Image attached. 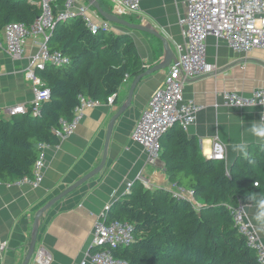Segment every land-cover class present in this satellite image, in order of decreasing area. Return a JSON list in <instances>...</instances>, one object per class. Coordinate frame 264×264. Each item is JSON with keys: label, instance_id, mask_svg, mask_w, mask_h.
Returning <instances> with one entry per match:
<instances>
[{"label": "crops", "instance_id": "obj_1", "mask_svg": "<svg viewBox=\"0 0 264 264\" xmlns=\"http://www.w3.org/2000/svg\"><path fill=\"white\" fill-rule=\"evenodd\" d=\"M74 1L71 11L76 17L78 7L84 6L86 17L94 24L104 21L83 0ZM60 2L55 0L56 13L63 9ZM97 2L103 11H114L110 0ZM185 12V0H141L134 14L120 18L152 28L167 40L177 56L176 46L183 43L179 20ZM109 24L110 29L131 35L145 70L165 61L166 54L157 39ZM41 41L40 37L26 39L25 53L20 59L12 58L3 47L0 49V119L3 121L11 118L5 113L8 108L16 105L30 108L33 103L34 93L25 71ZM206 62L213 71L183 85V100L201 107L194 122L184 130L187 137L194 140L205 159H209L212 142H220L228 169L248 156L260 158L264 136L258 135L257 130L264 129V106L231 108L224 105L223 93L248 96L264 87V50L236 53L225 42L209 37ZM167 71L145 77L135 90L129 110L113 125L103 170L41 216L35 250L46 251V264H92L89 260L91 231L105 206L121 202L137 188L172 190L161 161L158 159L155 166H150L144 149L131 141V132L141 111L161 86ZM133 79L123 82L112 104L102 103L86 110L73 133L58 139L57 145L41 144L46 148L37 186L16 181L0 183V241L7 244V249L0 252V264H21L36 212L100 164L109 121L126 102ZM243 209L264 245V228L256 220L261 205H244ZM32 259L29 264H38Z\"/></svg>", "mask_w": 264, "mask_h": 264}, {"label": "trees", "instance_id": "obj_2", "mask_svg": "<svg viewBox=\"0 0 264 264\" xmlns=\"http://www.w3.org/2000/svg\"><path fill=\"white\" fill-rule=\"evenodd\" d=\"M39 13L25 1L0 0V33L10 23L30 26ZM47 47L68 63L37 72L50 94L37 117L29 108L0 119V183L32 176L39 154L34 145L58 144L54 132L61 120H71L78 96L105 103L127 78L144 71L131 35L112 29L93 33L81 17L58 21ZM160 143L159 161L169 182L192 197L137 188L112 204L108 221L128 223L133 236L128 247L111 249L112 255L127 264H259L234 227L231 210L241 202H264V148L260 158L248 156L228 169L223 161L205 159L178 125Z\"/></svg>", "mask_w": 264, "mask_h": 264}, {"label": "built area", "instance_id": "obj_3", "mask_svg": "<svg viewBox=\"0 0 264 264\" xmlns=\"http://www.w3.org/2000/svg\"><path fill=\"white\" fill-rule=\"evenodd\" d=\"M25 1L39 9V16L30 26L22 23H10L0 33V49L3 47L14 59H20L24 53L26 39L42 41L37 43V52L31 57V63L25 71V78L32 85L34 100L30 106L33 117L40 113L41 105L48 100L49 90L37 72L46 65L61 67L68 59L60 52L50 51L47 40L58 21L75 17L71 11L74 0H64L63 9L54 14L52 6L55 0H14ZM114 5L112 12L117 17L134 14L141 0H110ZM186 12L179 20L183 43L176 46V61L171 63L164 75L163 82L157 88L141 111L131 132V141L144 149L148 164L155 166L161 153V138L175 125L186 129L194 122L196 112L201 109L192 101L183 100L182 89L185 82L203 77L213 71L206 62V40L212 37L225 42L236 53H248L256 49L264 50V0H185ZM78 15L88 29L95 33L101 29L110 30L106 22L94 24L85 15L86 8L78 7ZM114 95L107 98L105 104H112ZM224 105L231 108H250L264 106V87L252 91L248 96L237 93H223ZM78 105L69 122L60 121L54 132L58 139L71 135L83 113L102 104L98 100L78 96ZM29 111L22 105L8 108L5 113L12 117L24 115ZM46 146L39 145V154L34 162L32 176L16 181L17 184L37 186L41 180V168ZM209 160L223 161L224 147L216 140L212 142ZM169 190L174 197L191 198L192 192L172 185ZM110 206L104 207L93 224L89 255L92 264H127L125 260L112 255L111 249L125 248L133 242L132 226L125 222L108 221ZM233 225L246 241V246L254 252L259 264H264V245L257 236L253 225L247 220L243 206L231 210ZM7 244L0 241V252ZM34 260L38 264L47 263L46 251L35 250Z\"/></svg>", "mask_w": 264, "mask_h": 264}, {"label": "water", "instance_id": "obj_4", "mask_svg": "<svg viewBox=\"0 0 264 264\" xmlns=\"http://www.w3.org/2000/svg\"><path fill=\"white\" fill-rule=\"evenodd\" d=\"M83 1L86 2L87 5L92 7L94 9V11L105 22L114 24L116 26H121V27L125 28L127 31H135V32H139V33H144V34L150 35L153 38L157 39L160 42L164 53L166 54V59L164 62L153 65L152 67H150L146 70H145V66H144V68H143L144 71L141 72L140 74H138L133 79L131 86H130V89H129V92H128L126 102L122 106L119 107L117 112L112 116V118L109 121L107 131H106L105 141H104L102 159H101L100 164L96 168L91 170L89 173H87L85 176L80 178L78 181H76L72 185L68 186L65 190H63L59 194L52 197L50 200H48V202H46L36 212L34 220H33V225H32L31 239L28 243V249H27L26 255L24 257V260L21 264H29V263H31L30 261L33 260L32 257L34 255V252L36 249L35 247H36L37 236H38V232H39V221H40V218L43 215V213L45 211H47L49 208H51L57 201H59L60 199H62L65 196L69 195L70 193H72L75 189H77L78 187L83 185L85 182H87L88 180H90L94 176L98 175L103 170L104 165L106 163L108 145H109L113 125L116 122V120H118L127 110H129V108L131 106V101H132L134 92L137 89V87L140 85L141 81L145 77H148V76H150L156 72L166 70L171 63H174L176 61L175 54L173 53V51L169 47L167 40L163 36H161L159 33H157L155 30H153L152 28H150L148 26H142L140 24H136L133 22H129L125 19L117 17L113 13H108V12L103 11L101 9L99 3L97 2V0H83ZM77 17H79V16H77ZM124 33H127V32H124ZM34 147L38 148V145H34ZM240 205L244 206V204L242 202L240 203Z\"/></svg>", "mask_w": 264, "mask_h": 264}, {"label": "clouds", "instance_id": "obj_5", "mask_svg": "<svg viewBox=\"0 0 264 264\" xmlns=\"http://www.w3.org/2000/svg\"><path fill=\"white\" fill-rule=\"evenodd\" d=\"M112 13V12H110ZM120 18V17H119ZM105 22V21H103ZM107 23V22H106ZM109 24V23H108ZM110 25V24H109ZM115 98V95H114ZM114 100V99H113ZM257 134L264 136V129H259L257 130ZM168 191V190H167ZM244 207V206H243ZM256 220L257 222L262 226V228H264V202H261V210L258 212L257 216H256Z\"/></svg>", "mask_w": 264, "mask_h": 264}, {"label": "rangeland", "instance_id": "obj_6", "mask_svg": "<svg viewBox=\"0 0 264 264\" xmlns=\"http://www.w3.org/2000/svg\"><path fill=\"white\" fill-rule=\"evenodd\" d=\"M135 32V31H134Z\"/></svg>", "mask_w": 264, "mask_h": 264}]
</instances>
